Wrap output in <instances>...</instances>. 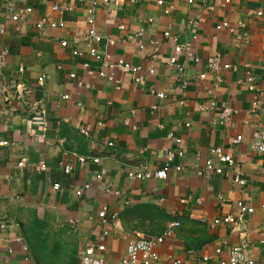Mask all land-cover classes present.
<instances>
[{"label":"crops","instance_id":"obj_1","mask_svg":"<svg viewBox=\"0 0 264 264\" xmlns=\"http://www.w3.org/2000/svg\"><path fill=\"white\" fill-rule=\"evenodd\" d=\"M92 1L103 60L139 67L137 78L86 53L71 55V49L85 52ZM157 1L0 3V50H8L0 69V143H7L0 145V264H78L84 250L101 243L105 264H114L137 235H160L172 222L179 226L157 247L153 264L194 258L220 264L240 243L248 246L247 259L264 264V154L251 150L252 134L264 131V0ZM8 3L19 11L30 6L32 13L12 22L5 16ZM44 17L41 31L35 26ZM177 45L183 46L182 76L167 65ZM214 56L230 68L211 71L207 60ZM100 70L113 80L98 76ZM223 107L236 113L229 127L217 123ZM178 148L184 156L174 163L183 171L170 169L166 180L128 177L143 165L148 174L163 169L168 151ZM211 148L231 156L233 168L198 178L197 171L220 166ZM80 156L87 160L78 162ZM22 158L26 165L18 169ZM237 174L243 185L235 182ZM237 202L254 210L242 222L213 230L200 223L236 216ZM102 207L107 211L100 219Z\"/></svg>","mask_w":264,"mask_h":264},{"label":"built area","instance_id":"obj_2","mask_svg":"<svg viewBox=\"0 0 264 264\" xmlns=\"http://www.w3.org/2000/svg\"><path fill=\"white\" fill-rule=\"evenodd\" d=\"M26 1H33V0H26ZM35 1L38 2L40 0H35ZM67 1L83 2L84 0H67ZM185 1L188 4L193 3V0H185ZM2 2H4V0H0V3ZM227 2L228 0H225V3ZM157 4L161 6L163 5V2L161 0H158ZM96 6H97V2L92 1L90 4V9L87 11L88 17L86 20V24L88 26V29L86 31V34L82 38L84 46H85V52H82L78 49H71L70 50L71 55L73 57L80 58L86 53L88 56L92 57L94 61L96 62L100 61V63L103 66H105L106 68L110 70H113L114 68L118 67L122 73L131 74L137 78V75L139 74V71H140L139 67L132 66L131 64L125 61H122V60H119L116 64H111L103 60V57L98 50V47L102 41V38L100 35H98L96 30L94 29L93 14H94V10ZM53 10L59 11L60 7L55 6ZM31 13H32V8L30 6H27L23 10L19 11L15 9L10 3H8L5 8L6 19L12 22L19 21L21 17L27 16ZM260 15L261 13L258 12L257 16H260ZM46 19L47 18L45 17L41 18L37 22L35 27L43 31L44 24L46 23ZM238 26L242 27V24L238 23ZM222 27L226 28L228 27V24L224 23ZM123 29H124L123 26L119 27V30H123ZM3 31H4L3 25H0V33H3ZM164 36L169 38L170 37L169 32H165ZM59 43H60L61 48L63 49H66L69 46V43L66 40H61ZM182 50H183L182 45L175 46L173 55L170 56V58L168 59V63H167L168 67L174 68L177 74H179V76H182L183 74V67L180 64H178V56L182 53ZM7 54H8L7 49L0 50V69H3L5 67ZM207 66L211 71H214V72H218L220 70H228L230 68L228 64H221L218 56L209 58L207 60ZM84 68L86 70V73L89 76L93 75L92 71L89 70L88 65L85 64ZM68 76L70 79L75 78L74 74H69ZM98 76L102 78L106 77L110 81L113 80V78L110 75L105 74L102 70L98 72ZM42 79L43 78H40L38 80L40 84H42ZM254 82H255L254 78L250 74L247 73L246 78H245V83L249 91L254 90L255 88ZM78 86H81V83H78ZM156 96L160 99L164 98V94L162 93H158ZM62 99L67 100L69 99V96L64 95L62 96ZM235 114L236 113L231 108L223 107L220 111L217 123L222 125L223 127H229L232 124V119ZM38 118L41 121V123L44 124L45 112L43 110L39 111ZM80 132L84 135L87 134L82 129L80 130ZM167 137L169 139H172L171 134H168ZM173 142L176 146H179L181 144L180 139H174ZM239 142H240L239 139H235L232 141V144L238 145ZM6 144L7 143L5 142L0 143V145L2 146H5ZM108 145L111 146L112 144H108ZM251 150L252 152L256 154H260V155L264 154V131H256L252 134ZM209 154L211 156H214L218 160L220 166L215 169L207 167L203 170L197 171L196 174L198 178L199 177L208 178L211 174L220 175V174H223L225 171H228L233 168L234 161L232 157L223 153L221 148H211L209 150ZM183 156H184V153L179 148L175 150H169L167 153L165 167L163 169L156 170L155 172L148 174L146 172L147 166L143 165L137 171L128 173V177L132 179L140 180L147 176H150V178L152 177L156 180H166L168 177V171L170 169H173L176 172L183 171L182 166L174 163L175 158L182 159ZM85 160H87L86 157H82V156L78 157V162L80 163L85 162ZM26 162L27 160L25 158L20 159L19 163L17 164V168L18 169L24 168L26 165ZM92 162L98 163L99 159L97 158L92 159ZM40 167L42 170H45L44 164L41 163ZM63 170H64V173L68 174L72 170V167L67 165V166H64ZM238 175L239 174H237L236 177L234 178L235 182L240 185H243L244 182L240 180ZM102 176H103V173L101 172V174H98L96 178L100 179ZM52 188L53 190L57 191L60 189V186L59 184H53ZM84 189H88V186H85ZM114 194L117 195L116 193ZM80 195H81V190L76 192V196H80ZM235 208L237 212L236 216L227 215V216H222V217H216L211 220L201 219L200 223L209 230H213L216 227L222 226V225L234 226L242 222L243 217L245 215L252 214L254 211L253 208L245 207V205L242 202H237L235 205ZM263 208H264V204H263ZM106 211H107V208L102 207L101 211L97 215L98 218L103 219L105 217ZM178 226L179 224L177 222H172L164 229L162 234L157 235V236H151L148 234L137 235L136 238L132 240L131 242H129V244L127 245L126 250H125V256L117 260L114 264H153L154 262L158 260V254L156 251L157 247L163 244L166 239L170 238L173 234V230L177 228ZM1 227H4V226L2 225ZM106 235L107 233H104V236ZM259 243L260 245L264 246V236L259 240ZM247 250H248V246L245 243H240V244L230 247L227 251L226 257L222 258V260L220 261V264H255L253 260L247 259V256H246ZM104 251H105L104 244L102 243L96 244L93 248L84 250L82 252L78 264H105L103 256H102ZM189 254L190 256L194 257L193 252H189ZM215 254L221 255L222 252L220 249H216ZM263 263H264V258H263ZM172 264H182V263L179 260L175 259L172 261ZM191 264H198V261L195 260L194 258Z\"/></svg>","mask_w":264,"mask_h":264}]
</instances>
